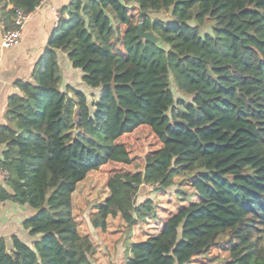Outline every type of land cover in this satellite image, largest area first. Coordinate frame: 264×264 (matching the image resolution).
Here are the masks:
<instances>
[{
  "label": "trees",
  "instance_id": "1",
  "mask_svg": "<svg viewBox=\"0 0 264 264\" xmlns=\"http://www.w3.org/2000/svg\"><path fill=\"white\" fill-rule=\"evenodd\" d=\"M42 1L0 0L5 29ZM139 24L155 43L137 37ZM57 52L97 100L61 89ZM32 77L15 82L0 126V202L30 208L21 226L39 238L0 237V264H93L71 199L94 174L109 194L90 220L103 232L109 217L129 228L155 217L153 200L135 201L143 185L184 177L200 198L131 245L125 264H264V0H70ZM141 128L159 147L141 170H117L132 163L118 141Z\"/></svg>",
  "mask_w": 264,
  "mask_h": 264
},
{
  "label": "rangeland",
  "instance_id": "2",
  "mask_svg": "<svg viewBox=\"0 0 264 264\" xmlns=\"http://www.w3.org/2000/svg\"><path fill=\"white\" fill-rule=\"evenodd\" d=\"M149 18L153 21L161 20L163 22L171 20L169 12H152L149 13ZM209 32L208 27L201 29L202 34ZM59 68L61 74L63 71L62 90L67 86L64 84L67 83L71 88L83 92L89 104L97 100L101 92L100 89H91L86 86L80 80L78 69H74L75 75H73L64 72L62 66H59ZM170 88L176 99H185L177 91L173 81H171ZM118 142L125 146L132 163L129 166L116 165V169L127 172L141 170L144 156L159 147L155 137L145 128L137 130L130 136L121 138ZM108 195L104 187L103 177L98 174L87 176L78 183L75 192L72 194V214L77 224L78 233L81 236L88 237L96 249L91 258L93 264H125L128 257L127 249L131 245L157 232L167 217L175 213L181 206L200 201V198L189 187L184 177H177L174 179V184L163 191H155V187L143 185L139 188L135 201L141 203L146 199L153 200L156 207L155 217L138 221L131 228L127 227L119 215L114 218L109 217L106 230L103 232L100 229H93L90 220L95 212L96 205L103 203ZM30 238L23 236L22 242L30 246L28 244Z\"/></svg>",
  "mask_w": 264,
  "mask_h": 264
},
{
  "label": "crops",
  "instance_id": "3",
  "mask_svg": "<svg viewBox=\"0 0 264 264\" xmlns=\"http://www.w3.org/2000/svg\"><path fill=\"white\" fill-rule=\"evenodd\" d=\"M69 3L70 0H43L27 19L19 43L9 49L0 48V126L7 124L5 117L7 99L11 95L19 94L15 82L33 80L35 66L41 59L48 39L56 27L59 13ZM4 30L5 26L0 14V38ZM56 54L58 64L63 67L64 72L75 75V70L66 54L62 52ZM78 73L81 80L80 70ZM64 85L68 86L67 83ZM3 151L4 146L0 145V159ZM4 182L5 178L0 174V186L4 187ZM32 214L33 211L25 205H17L8 201L0 202V237L7 242L12 236H16L21 241L23 236L30 237L21 224ZM38 238L39 236L31 237L28 244L32 246Z\"/></svg>",
  "mask_w": 264,
  "mask_h": 264
},
{
  "label": "built area",
  "instance_id": "4",
  "mask_svg": "<svg viewBox=\"0 0 264 264\" xmlns=\"http://www.w3.org/2000/svg\"><path fill=\"white\" fill-rule=\"evenodd\" d=\"M31 14H24L21 10L16 9L14 11V17L12 19V27L5 29L0 38V48L9 49L16 46L22 36V29ZM0 174L4 177H8V172L0 168Z\"/></svg>",
  "mask_w": 264,
  "mask_h": 264
},
{
  "label": "water",
  "instance_id": "5",
  "mask_svg": "<svg viewBox=\"0 0 264 264\" xmlns=\"http://www.w3.org/2000/svg\"><path fill=\"white\" fill-rule=\"evenodd\" d=\"M137 37L150 43H155L156 37L151 32H144L141 24L138 25Z\"/></svg>",
  "mask_w": 264,
  "mask_h": 264
}]
</instances>
